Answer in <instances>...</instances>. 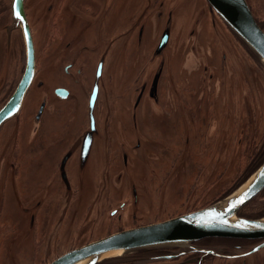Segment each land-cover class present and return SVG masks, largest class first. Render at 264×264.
<instances>
[{
	"label": "flooded vegetation",
	"instance_id": "af4514ba",
	"mask_svg": "<svg viewBox=\"0 0 264 264\" xmlns=\"http://www.w3.org/2000/svg\"><path fill=\"white\" fill-rule=\"evenodd\" d=\"M91 1L93 2L89 5L88 3L77 2V0H0V111L14 97L27 70L31 71L28 47H32L33 50L31 83L16 114L0 125L1 206L5 201L3 190L5 179L8 178L6 172H13V178L18 180L22 170L21 167L29 166L31 161L35 165L38 164L37 166H45L42 169L44 175L41 178L36 176L34 183L31 186L24 184L23 189L34 187L36 180L44 183V190L40 188L37 190L46 193L48 198H54L50 202V207L55 205L54 212L57 211L60 201L67 196H70L71 199L81 197L84 193L82 183L95 179L93 176H96V170L99 169L98 166L102 163V158H104L103 165L105 167L113 166L114 162L120 158L122 164L128 166L131 157V154L127 151L129 145L122 148L125 144L116 141L115 131L110 125L111 121L108 120L107 124L102 122V119L106 116L100 118V105L97 103L103 85V82L101 85V79L104 78L107 61L117 52V40L119 41L122 36H124V39L132 30L136 34L138 44L143 41L147 6H143L142 15L139 16L138 21L134 22L136 19L132 16L125 17V19H128L125 21L129 22L125 28L131 26L124 32H117L116 20L114 21L117 1L102 0L101 3L98 0ZM134 1H131L129 5H132ZM146 1L143 0V2ZM149 1L148 6L160 4L156 14L157 19L160 22L162 21L164 26L156 40L157 44L154 51L153 49L144 50L137 47V53L142 55L143 62L139 63L138 79L134 76L131 81L132 90L135 93V97L133 96L134 110H131V106H129L131 111L127 113L126 119L129 126H138L137 121L140 115L142 117L146 115L145 111L138 109H141L148 100L156 108H159L164 120L159 124L161 126L159 128H163L166 134L164 136L165 147L163 146V148L169 145V137H177L175 141L181 140L182 146L179 143V146L175 148L173 144L171 148L176 151V155L172 159V162L176 164L182 149H185L186 146L189 148L196 147V144L193 145L190 140L189 132L186 130L190 128L186 123L190 122V125H192L194 121L195 111L192 110L191 100L195 95L197 84L193 82L186 84L185 81L179 79V72L175 73L174 70L170 72L167 69V54L172 27L175 18L179 17L175 14L178 10L177 8L174 9L175 2L171 7L166 8L165 3H161V0ZM245 2L256 25L264 33V0H245ZM77 5L81 6L82 9L78 10ZM206 6L211 14L209 16L211 22H208L212 31L211 36L219 38L222 36L223 31L218 30L221 26H219L216 19L219 20L220 17L207 0ZM125 7L128 11V5L125 4ZM82 10L87 13L86 17L82 16ZM122 12L117 20H120ZM5 16L10 22L9 25H3ZM84 18L86 22L83 20ZM221 22L230 31L228 32L234 44L249 56L254 65L258 66L257 60L245 47L243 41L223 20ZM138 23L142 24L138 25ZM199 23L200 20H198ZM1 31L6 38L5 40H2L3 34H1ZM192 34L194 36L195 32L192 31ZM165 35H167V39ZM210 39L213 41V38ZM121 49L127 57L124 63L120 62V59L116 62L118 70H122V65H130L131 42L126 43ZM43 58H45V61L47 59L46 63L42 62ZM149 61L151 68L148 70L146 64ZM226 63H228L227 52L221 50V66ZM112 64H115V60ZM56 65H59L61 70L62 78L60 80L50 76V71L56 70ZM210 68H212L211 65H205L204 71L206 72ZM222 68L225 69L223 66ZM46 76L50 77L49 81ZM209 77L210 80L213 78L211 74ZM223 81H225V78ZM49 83L57 86L52 91L51 99L47 95L42 97L38 102L37 111L31 110L33 112L25 114L23 110L24 101L33 86L37 85L43 88ZM73 84L80 87H86L90 84L84 111H82L81 105L77 106L78 104L71 102L74 99L71 90ZM202 86L204 85L202 84ZM232 90L234 92L238 91L234 87ZM95 91L96 97L91 106V98ZM234 92L230 96H233ZM255 97L257 102L255 114L253 115L252 111L253 102L246 100L244 111L241 113V116L246 115L245 128L238 133L239 162L244 159L245 167L248 168L249 175H247L250 177L264 165V108L260 105V101L264 98V91L260 90L259 85L256 87L253 98ZM241 100L242 94L239 101ZM64 102L68 104L65 105ZM51 106H53L52 111H50ZM241 106L243 107V104ZM228 114L231 113L226 114L224 112L213 115L214 120L211 122V118L208 119L207 123L204 124L203 132L209 131L213 123L216 125L222 124ZM118 115L125 117L126 113L119 112ZM101 124L105 127H101ZM152 129L154 131L153 126ZM101 134L103 137L99 140ZM205 138L206 136L203 137L204 143ZM195 140L194 138L193 141ZM197 140L201 141V138H197ZM116 144H119L120 154L115 153ZM134 144L131 148H134L135 151H140L143 148L140 140ZM156 150L157 159L166 164L169 148L165 150L156 148ZM139 155L145 156L144 153L140 152ZM192 155L190 159L184 162V166H187L190 162L198 161L196 159L193 161ZM162 158H165V160ZM145 161L146 156L142 162L145 164ZM197 167L198 171L195 177L198 179L197 182L208 180V177L201 174L205 171L206 166L199 162ZM14 182L16 183L15 180ZM229 183L233 182L224 181L223 186L215 191L213 197L202 203L199 201L190 202V196L193 194V190H190L187 199L189 203L187 206L188 211L185 213L189 214L205 209L226 199L234 193L233 191L229 192ZM35 188H32V191L28 192L29 194L24 198L23 203L25 206L22 208L23 214L26 217L28 216V226L31 228L37 223L35 210H38L41 206V201L36 202L34 199V194L37 192L34 191ZM204 190L205 193L209 189L205 188ZM15 194L19 198L17 191H15ZM131 196L135 203L138 202L136 189H132ZM256 199L264 201V188L238 211L237 216L248 220L263 218L264 214L253 217L246 213L247 206ZM126 204L122 208H125ZM122 208H112L109 212L113 219L117 218L119 222L123 220ZM3 210L1 207L0 212ZM65 210V213H67L68 208L66 206ZM111 216L110 221L112 220ZM160 222L162 221L144 225L135 224L128 229ZM10 227L6 224L3 231H9ZM125 230L127 229L115 233ZM90 243L88 242V244ZM122 258L126 259L127 264H264V239L209 237L194 241L183 248L140 250L134 254H126ZM118 260L121 259L118 258ZM115 261L117 260H111V264Z\"/></svg>",
	"mask_w": 264,
	"mask_h": 264
},
{
	"label": "rangeland",
	"instance_id": "374dc122",
	"mask_svg": "<svg viewBox=\"0 0 264 264\" xmlns=\"http://www.w3.org/2000/svg\"><path fill=\"white\" fill-rule=\"evenodd\" d=\"M98 1L101 3L102 0ZM116 1L117 8L114 13V21L116 20L117 32H124L131 26L125 28L129 24L125 21L128 20L125 17L132 16L136 22L142 15L143 6H147L145 10L147 16L145 21L143 20L145 23L143 41L138 44L136 34L132 30L127 37L123 39L124 36H122L119 41L117 40V52L107 61L97 103L100 105V118L106 116L102 122L107 124L108 120L111 121L110 125L115 131L116 141L125 144L122 148L129 145L127 151L131 157L128 166L123 165L120 158L114 162L113 166L105 167L103 165L104 158H102V163L96 170V176H93L95 179L82 183L84 193L81 197L71 199L70 196H67L60 201L56 212H54L55 205L50 207V202L54 198H48L46 193L41 191L44 190V183L36 180L34 187L23 189L24 184L31 186L36 176L41 178L44 175L42 169L45 166H37L38 164L35 165L31 161L29 166L21 167V173L18 174L19 181L13 178V172H6L8 178L5 179L3 190L5 201L2 206L0 205V208L4 209L0 212V264H49L67 251L110 236L119 230L132 228L135 224L163 222L169 218L182 216L188 211L187 199L190 190H193L190 202L199 201L202 203L212 198L215 191L223 186L224 181L233 182L229 183V192H235L253 176H248V168L245 167L244 159L239 162L238 133L245 128L246 115L241 116V113L244 111L246 100L253 102L252 111L254 115L257 102L256 97L253 98V96L256 87L259 85L260 90L264 91V67L260 58L244 44L258 62V66L254 65L249 56L234 44L229 35L230 31L222 24V20L220 21L218 16L219 20H216L221 26L218 30L223 31V34L219 38L211 36L212 31L208 23L211 22L209 17L211 14L207 10L206 0H161V3H165L166 8L171 7L175 2L174 9H178L175 14L179 15L178 18H175L172 27L167 54V69L170 72L172 70L175 73L179 72V79L185 81L186 84L188 82L197 84L195 95L191 100L192 110L195 111L194 121L192 125L190 122L186 123L190 128L186 129L189 132L190 140L193 145L196 144V147L189 148L186 146L185 149H179L181 154L178 155V162L175 164L172 159L175 157L176 151L171 148L173 144L175 148L178 147L181 140L175 141L177 137H169V145L163 148V146L165 147L164 136L166 134L163 128H159L161 127L159 124L164 121L159 108H156L148 100L141 109H138L146 112L144 117L140 115L137 121L138 126H129L126 119L127 113L134 110L133 96L135 97V93L132 90L131 81L134 76L138 79L139 63L143 62L142 55L137 53V47L144 50L153 49L154 51L157 44L156 40L164 26V23L157 19L156 14L160 4L148 6L149 0L146 2L135 0L132 5L129 3L133 0ZM77 2L90 5L93 1L77 0ZM125 4L128 5V11H126ZM77 7L78 10L82 9L81 6L77 5ZM121 11H123L121 18L117 20ZM81 14L84 17L87 16L84 11ZM79 20L82 22L80 18ZM83 20L86 22L85 18ZM198 20H200L199 24ZM3 21V25L10 23L7 16L4 17ZM140 24L142 23H138V25ZM192 31L195 32L194 36ZM1 34H3L2 31ZM2 38V40L6 39L4 34ZM40 38L41 36L39 40ZM210 38H213V41ZM128 40L131 42L132 52L129 55L130 65H122V70H118L116 62L120 59V62L124 63L127 57L121 51V47L125 46L129 42ZM221 50L227 52L228 63L222 64L225 69L221 66ZM163 56L165 57V55ZM113 60H115V64H112ZM42 62L46 63L47 59L45 61L43 58ZM146 65L149 70L151 68L150 61ZM205 65H211L212 68L206 69L205 72ZM55 69L50 71V76L60 80L62 77L59 65H56ZM210 74L213 76L211 80ZM46 77L49 81L50 77ZM224 78L225 81H223ZM90 84L86 87L71 85L74 97L71 102L78 104L77 106L81 105L82 111L86 109L85 104ZM53 85L49 83L43 88L37 85L33 86L25 98L24 113L33 112L31 110L36 112L38 102L42 97L47 95L51 99L52 91L57 87ZM233 87L238 91L234 92ZM232 92L234 95L230 96ZM241 94L242 100L239 101ZM64 103L65 105L68 104L67 102ZM260 105L264 108V98L260 101ZM260 105L258 103L259 107ZM129 106H131V110ZM52 110L53 106L50 108V111ZM72 110L74 109L72 108ZM119 112L126 113V116H119ZM224 112L231 114L226 116V120L222 124L213 123L212 126L210 125L209 131L203 132L204 124L209 118L212 122L214 120L213 115ZM101 127L105 126L101 124ZM205 136L204 143L203 137ZM102 137L101 134L99 140ZM194 138L195 141H193ZM197 138H201V141H198ZM138 140L142 142L143 148L140 151H135L131 146L135 145L134 143ZM156 148L164 150L169 148L166 164L157 159ZM139 152L145 154V164L142 162L145 160V156L139 155ZM115 153L120 154L119 144H116ZM191 154H193L192 160L198 161L190 162L184 166V162L191 158ZM162 159L165 160V158ZM199 162L206 166L205 171L201 174L208 177V180L197 182L198 179L195 177ZM89 173L91 172L89 171ZM223 179L224 181H222ZM32 188L37 191L34 194V199L36 202L41 201V206L35 210L37 223L31 228L28 226V216L23 214L22 208L25 206L24 198L27 197L28 192L32 191ZM38 188L41 189L39 192ZM205 188L209 190L204 193ZM132 189H136L138 193V202L136 203L131 196ZM15 191H17L19 198H17ZM124 204H126L125 208H122ZM65 206L68 208L67 213H65ZM116 207L123 209L122 222H119L117 218L113 219L109 213L112 208ZM246 213L253 217L264 214V201L254 200L247 206ZM6 224L11 226L9 231H3ZM139 251L125 253L134 254ZM125 253L108 256L97 264H111L113 259L117 260L113 264H127L126 259L122 258L126 255Z\"/></svg>",
	"mask_w": 264,
	"mask_h": 264
},
{
	"label": "water",
	"instance_id": "95a60500",
	"mask_svg": "<svg viewBox=\"0 0 264 264\" xmlns=\"http://www.w3.org/2000/svg\"><path fill=\"white\" fill-rule=\"evenodd\" d=\"M225 24L264 64V33L256 25L245 0H207ZM167 39V35H165ZM31 71L25 73L14 97L0 111V125L16 114L32 79L33 50L28 47ZM30 71V72H29ZM96 91L91 98L94 103ZM264 188V165L234 194L205 209L167 221L127 229L76 248L51 264H97L117 252L183 248L209 238L264 239V218L243 219L238 211Z\"/></svg>",
	"mask_w": 264,
	"mask_h": 264
},
{
	"label": "bare ground",
	"instance_id": "6f19581e",
	"mask_svg": "<svg viewBox=\"0 0 264 264\" xmlns=\"http://www.w3.org/2000/svg\"><path fill=\"white\" fill-rule=\"evenodd\" d=\"M240 190H241V189H240ZM240 190H239V191L237 190V192H240ZM237 192H236V193H237ZM236 193H235V194H236ZM233 194H234V193H233ZM233 194H232V195H233ZM235 194H234V195H235ZM117 253H118V254H121V252H117ZM79 264H85V261H83V262H81V263H79Z\"/></svg>",
	"mask_w": 264,
	"mask_h": 264
},
{
	"label": "snow or ice",
	"instance_id": "6c2138e0",
	"mask_svg": "<svg viewBox=\"0 0 264 264\" xmlns=\"http://www.w3.org/2000/svg\"><path fill=\"white\" fill-rule=\"evenodd\" d=\"M17 15H19V13H17Z\"/></svg>",
	"mask_w": 264,
	"mask_h": 264
}]
</instances>
